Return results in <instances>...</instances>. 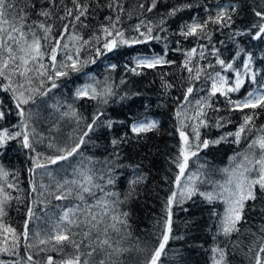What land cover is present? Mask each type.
Segmentation results:
<instances>
[{
  "label": "snow or ice",
  "instance_id": "obj_1",
  "mask_svg": "<svg viewBox=\"0 0 264 264\" xmlns=\"http://www.w3.org/2000/svg\"><path fill=\"white\" fill-rule=\"evenodd\" d=\"M165 2L141 0L136 6L137 23L125 29L124 18H131L133 12L123 0H0V150L6 151L10 142H16L30 161L29 188L24 197L19 195L25 190L19 185L18 174L0 165V264H126L124 257L133 250L141 254L138 264H164L162 257L168 256L170 242L184 239L174 234V209L187 212L184 205L194 197L209 205L224 206L222 213L215 209L211 213L218 220L214 239L223 237V241L211 247L210 264H232L237 249L243 251L248 264H264V224L256 231L241 227L248 222L246 210H255L256 202L264 201V123H256L264 116V67L259 66L264 65V2L252 8L249 22L241 24L237 23L242 11L239 3H217L213 8L207 2L194 5L189 0L161 13L158 6ZM193 7L201 8L204 15L191 17L176 35L194 40L196 46L172 48L169 20ZM103 8L109 14L85 35L84 29L91 27L89 18ZM225 29L235 48L229 58L223 57L212 39ZM129 31L134 34H127ZM203 41L207 43H200ZM154 42L163 43L160 51L151 48ZM143 45L149 49L138 47ZM133 48L135 54L120 51ZM255 50L261 52L259 57ZM173 51L182 53L180 68L188 73L173 113L179 138L169 161L176 169L173 190L155 222V242L151 246L141 244L137 237V243L130 247L126 243L133 239L132 214L126 205L137 197L146 176L137 172L128 179L126 192L116 190L121 178L118 169L125 167L119 147L128 134L111 140L113 151L103 161L86 156L83 149L97 129L111 131L116 123L101 119L105 106L118 95V85L111 75L118 67L111 63L113 58L130 56L124 69L140 76L146 70L174 65L176 61L168 58ZM98 61L109 73L103 80L85 71L91 65L99 69ZM73 75L87 80L75 87L72 103L57 100L49 104L45 98L53 99L50 94L62 89ZM167 75L161 74L165 90L173 87L165 79ZM197 82L202 86L197 88ZM119 83L127 81L121 77ZM131 95L126 92L119 99H130ZM9 98L10 105L6 103ZM79 101L95 102L96 110L90 118L76 107ZM41 108L59 113L47 134L36 126ZM222 111L230 115H213ZM236 113L240 114L238 122L231 115ZM13 114L17 122L9 128L3 122ZM61 122L75 126L63 137L59 135ZM233 124L234 131H223ZM128 127L139 140L159 131L160 125L144 116ZM211 128L221 133L215 139L202 135V130ZM221 143L237 148L244 144V148L221 169L201 162L202 152ZM39 146L46 150L41 151ZM65 162L72 168L71 178L58 175V171H64ZM192 163L197 165L195 170ZM217 172L222 180L215 178ZM45 177L50 183L44 182ZM51 200L72 203L57 205L59 211L50 213ZM13 201L23 202L26 208L21 229L7 219ZM39 205L44 207L42 213L36 210ZM33 223L35 228L30 227ZM244 235L250 238L246 250L239 242Z\"/></svg>",
  "mask_w": 264,
  "mask_h": 264
},
{
  "label": "trees",
  "instance_id": "obj_2",
  "mask_svg": "<svg viewBox=\"0 0 264 264\" xmlns=\"http://www.w3.org/2000/svg\"><path fill=\"white\" fill-rule=\"evenodd\" d=\"M67 2V0H65ZM105 0H101L104 3ZM127 8L133 12V16L124 18L123 27L129 29L131 25L137 23L136 19V6L141 0H123ZM189 2V0H166L165 3L159 5L161 13L165 9L172 5L183 4ZM194 5L208 3L210 7H215L219 4H234L239 3L241 8V15L237 18V23L241 24L249 22L252 17V8L264 2V0H190ZM71 6V5H69ZM109 14L107 8L97 9L94 15L89 18L91 27L84 29L85 35L90 33L95 26H97L104 17ZM151 15V14H149ZM203 16L204 13L199 7H193L191 10L180 12L177 17H174L168 22V35L169 43L172 48L181 47L184 49L196 46L197 42L192 39L184 40L183 37L176 35L180 26L184 22H191L190 18L193 16ZM155 18V17H154ZM58 23V21H53ZM132 35L130 31L127 33ZM213 41L216 43V47L220 48L223 57L229 58L234 54L235 48L229 40L228 30L225 29L224 33L216 32L213 37ZM175 41L181 43L177 45ZM223 41L221 44L220 42ZM200 43H207L206 41ZM140 49H149L148 45L138 46ZM163 47V43H153L151 48L155 51H160ZM122 52H128L135 54L136 49H121ZM257 57L261 55L259 50H255ZM111 55V54H109ZM130 56H120L119 58H113L111 63H117L118 67L114 73H111L115 84L118 85V95L113 98L109 105L105 106V116L101 119H110L115 121L111 131L107 128H99L91 134V143L83 149L86 156L94 157L98 161H103L106 158H110V154L113 151L111 140L128 134V139L125 143L119 147L120 156L122 157L121 163L125 165L118 169L120 180L117 184V189L121 193L127 191V181L137 172L143 173L146 176V180L138 187V195L128 205L126 210L131 211V225L133 239L126 243V246H133L137 243L136 238H139V242L143 244L147 242L149 246L153 244L154 232L156 231L154 225L156 220L162 215V209L164 202L170 192L173 190L174 173L176 169L170 164V158L175 155L176 146L179 142L178 136L175 134L176 120L174 118V110L177 104V98H182L183 87L186 85V78L188 73L182 71L180 64L184 57L181 52H170L169 59L175 60L176 63L170 67H164L163 69L146 70L145 74L135 76L131 72H126L124 64L129 63ZM211 59V58H210ZM208 61H204L207 63ZM107 63V62H105ZM100 64V61H98ZM264 67V65H259ZM88 72H94L98 79L103 80L105 75L109 73L105 70L104 64H100L99 69L96 65H91L85 69ZM168 73L165 77L173 87L169 90H165L161 85V74ZM124 77L127 81L126 84L121 85L120 78ZM87 80L86 77L73 75L72 79L65 81V86L60 90H55L53 99L45 98L49 104L59 100L61 102L72 103V92L77 85H82ZM197 88L202 84L197 82ZM139 93V95H131L130 99L121 101L120 95L125 93ZM200 95L206 93L200 92ZM222 99V98H221ZM6 103L11 104L10 98L6 100ZM224 107L223 104L220 105ZM76 107L86 116L91 117L96 110V104L92 101H79L76 103ZM227 117L230 115L226 112H220L213 114ZM233 118L238 122L240 114H231ZM147 116L149 119H155L159 121V131L149 133L146 139L137 140L129 131L128 125L134 122L136 119H143ZM59 119V113L55 112L51 108H41V117L37 122L38 131L48 133V129L51 125ZM120 121H124L121 124ZM17 122V118L13 114L9 121L3 122L5 126L11 128L13 124ZM259 125L264 123V116H261L256 121ZM61 133L59 135L66 136L72 132L75 127L73 124L67 122H61ZM227 130H235V124L229 125ZM221 133L215 129H204L202 135H205L209 139H215ZM244 148V144H241L240 148L231 143H221L220 145L211 146L205 152L201 153V162H207L210 168L221 169L229 166V158L235 154V152ZM41 151H45V146H39ZM0 165H3L12 173L18 174V182L24 192L19 193L21 197L27 195L29 188L28 181L30 174L28 168L30 167V161L24 150L19 149L16 142H10L6 151L0 150ZM139 166L135 168V166ZM132 166V167H129ZM196 163L191 164V168L195 170ZM59 169V166H56ZM72 172V168L69 167L68 162L64 163V171H58V175H68L69 178ZM216 179H223V176L218 172L215 176ZM13 179V177H10ZM40 177L37 175V182L40 181ZM44 182L50 183L47 177L44 178ZM16 193H14L15 195ZM72 201H56L51 200L48 206L50 213L59 211L57 205H71ZM252 202H249L251 204ZM184 207L188 208L187 212L179 209H174V234L184 236L183 240H173L170 242L168 256L162 257L164 264H177V261H182L183 264H210V249L215 244L223 241V237H216L217 231V217L211 213L215 209L217 212H223V204L217 203L215 205H209L203 202L199 197H194L193 201H189ZM264 201L258 200L255 204V210L247 211L246 224H242L241 227L245 231L251 228L252 231L258 230L262 224H264ZM38 212H43V205H39L36 209ZM26 211L23 202L17 203L13 201L11 208L9 209V222L17 227L22 228V222L25 218L24 213ZM35 223L30 227L35 228ZM237 238L234 236L233 240ZM241 247L246 250V245L250 242V238L247 235L239 237ZM179 251L180 255H176ZM126 264H138L141 259V254L133 250L124 257ZM232 264H248L247 259L244 257L243 251L236 250V255L231 257Z\"/></svg>",
  "mask_w": 264,
  "mask_h": 264
}]
</instances>
